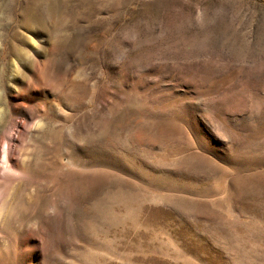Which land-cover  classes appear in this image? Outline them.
Listing matches in <instances>:
<instances>
[{"label": "rangeland", "instance_id": "obj_1", "mask_svg": "<svg viewBox=\"0 0 264 264\" xmlns=\"http://www.w3.org/2000/svg\"><path fill=\"white\" fill-rule=\"evenodd\" d=\"M0 264H264V0H0Z\"/></svg>", "mask_w": 264, "mask_h": 264}, {"label": "bare ground", "instance_id": "obj_2", "mask_svg": "<svg viewBox=\"0 0 264 264\" xmlns=\"http://www.w3.org/2000/svg\"><path fill=\"white\" fill-rule=\"evenodd\" d=\"M55 9H56L55 7H52L51 5H48L47 9L45 11L48 12V13H54ZM37 14H38V11L35 10V9L29 13L30 17H32V19H35V20L38 19L36 17ZM38 34H40V31H38Z\"/></svg>", "mask_w": 264, "mask_h": 264}]
</instances>
